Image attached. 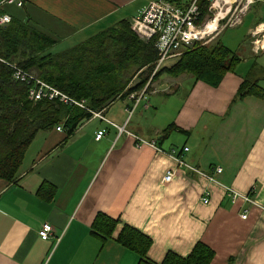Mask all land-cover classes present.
<instances>
[{"label": "crops", "instance_id": "1", "mask_svg": "<svg viewBox=\"0 0 264 264\" xmlns=\"http://www.w3.org/2000/svg\"><path fill=\"white\" fill-rule=\"evenodd\" d=\"M148 1L22 0L1 9L50 36L55 53L131 22ZM244 24L249 49L240 57L242 44L225 34ZM73 39L80 41L69 46ZM255 39L264 43V0L212 37L240 58L218 86L162 73L143 97H116L71 134L63 124L38 130L15 180L0 179V264H137L139 256L115 240L123 223L152 239L147 255L155 263L201 241L215 252L211 264H264V98L233 102L245 76L264 89V46L255 50ZM169 125L176 129L164 135ZM227 188L253 203L232 199ZM98 213L121 220L105 243L91 230ZM45 223L53 227L48 239L38 234Z\"/></svg>", "mask_w": 264, "mask_h": 264}, {"label": "trees", "instance_id": "2", "mask_svg": "<svg viewBox=\"0 0 264 264\" xmlns=\"http://www.w3.org/2000/svg\"><path fill=\"white\" fill-rule=\"evenodd\" d=\"M170 1L185 4L182 0ZM199 5L207 12V0H199ZM4 13L0 8V14ZM54 44L50 36L16 15H11L9 23L0 25V59L15 62L70 97L84 100L86 107L57 100H30L27 85L14 81L10 69L0 61L1 180H15L26 148L38 130L63 124L71 134L79 122L90 118L92 112L103 109L116 97L140 92L152 76L157 57L152 44L140 40L128 20L61 52L50 51ZM239 62L240 58L219 40L205 45L195 43L173 65L157 70L151 81L162 73L172 76L191 73L196 81L215 87ZM136 77L139 82L130 87ZM250 94L264 98V89L245 76L233 102ZM172 129L176 127L169 125L164 135ZM118 224L120 219L98 213L91 230L105 243L112 238ZM115 240L139 256L137 264H211L215 255L211 247L200 241L184 256L169 251L161 263H155L147 255L152 239L124 223Z\"/></svg>", "mask_w": 264, "mask_h": 264}, {"label": "built area", "instance_id": "3", "mask_svg": "<svg viewBox=\"0 0 264 264\" xmlns=\"http://www.w3.org/2000/svg\"><path fill=\"white\" fill-rule=\"evenodd\" d=\"M212 3V0H207L208 7L207 12L204 11L200 5L199 0H187L185 4L180 5L170 0H149L148 4L140 11V13L130 22L133 32L138 38L144 42H150L156 51V59L154 61V70L152 76L165 65V63L175 57H179L184 51L192 47L195 43L202 44L205 41L207 35L211 32L215 33L221 25L234 26L239 22L241 23L243 16L249 10L254 0H223L225 3L229 2V7H226V13L216 12L219 6L218 0ZM16 4L22 5V0H0V8L4 5ZM232 10V11H231ZM213 14V17L210 16ZM226 24L221 23L228 15ZM233 19V20H232ZM11 21V17L8 14H0V25L7 24ZM213 25V28H212ZM264 43L261 39L254 40V49L259 50L263 48ZM10 69L12 73V79L16 82L27 85V95L32 101H39L41 99L57 100L67 105H77L82 108H86L84 100L78 101L68 94L60 91L53 85L40 79L35 73L26 70L22 66L1 60ZM150 77V80L152 78ZM133 96V95H132ZM93 114L95 112H92ZM101 113H97L100 115ZM57 129H62L61 126H57ZM120 132L123 127H118ZM105 130L97 132L96 138L99 139ZM141 142L143 140L139 139ZM187 150V148H185ZM178 165L185 166L195 172H199V169L188 165L179 157L176 158ZM221 167L216 168V172L220 173ZM173 171H168L163 178L164 182H168L172 179ZM213 180V177H209ZM228 194L232 199L243 198L246 201L253 203V200L248 195H241L237 191L231 188H227ZM209 191H205L203 195V202L208 203ZM246 217V214L242 215ZM53 227L52 225L45 223L38 231L39 236L42 239H48L51 236Z\"/></svg>", "mask_w": 264, "mask_h": 264}, {"label": "rangeland", "instance_id": "4", "mask_svg": "<svg viewBox=\"0 0 264 264\" xmlns=\"http://www.w3.org/2000/svg\"><path fill=\"white\" fill-rule=\"evenodd\" d=\"M187 0H182V2H186ZM229 1V0H228ZM231 1V0H230ZM229 1V2H230ZM239 0H237V3H238ZM216 1L212 0V3H215ZM219 2V6L217 7V10L216 12H220L219 14L222 15L223 12L226 13V7H229V2L228 3H225L223 0H218ZM242 3H243V0H242ZM209 4V3H208ZM232 11V10H231ZM210 16L213 17V14L210 13ZM230 14L226 17L225 20H222L219 24L221 23H224L226 24L228 18H230ZM233 20V19H232ZM240 23V22H239ZM238 23V24H239ZM248 24H244L243 26L241 27H238V28H231L229 30H227V33L225 34L227 37H232V40H235L236 38L238 39V43L239 44H242V49H239L236 51V53L238 54V56L240 57H243L245 56V53L247 51V49H249V46H247V42H246V37H245V31H246V27H247ZM223 27V25L220 26V28ZM219 28V29H220ZM216 33V32H215ZM215 33L211 32L209 35H207V37L205 38V41L202 43L203 45L206 44L210 39L211 41L208 42V44L210 43H214L215 40H212V37L215 36ZM138 37V36H137ZM219 38V37H218ZM217 38V39H218ZM80 40L78 39H73L71 41H69L67 44L69 46H72L76 43H78ZM52 50L54 51H59L60 49L59 48H53ZM261 52V51H260ZM254 56V55H253ZM259 56V55H257ZM257 56H254V57H257ZM7 62H11V61H8V60H5ZM15 63V62H14ZM29 71V70H28ZM32 72V71H31ZM191 74V73H190ZM192 75V74H191ZM152 81L151 80H148V82L146 83L147 86H144L140 92H138V94H141V96L143 97V95L145 94V92L148 91V85L151 83ZM139 96V95H138ZM154 101V100H153ZM156 105V104H155Z\"/></svg>", "mask_w": 264, "mask_h": 264}, {"label": "bare ground", "instance_id": "5", "mask_svg": "<svg viewBox=\"0 0 264 264\" xmlns=\"http://www.w3.org/2000/svg\"><path fill=\"white\" fill-rule=\"evenodd\" d=\"M212 28H213V25H212Z\"/></svg>", "mask_w": 264, "mask_h": 264}]
</instances>
